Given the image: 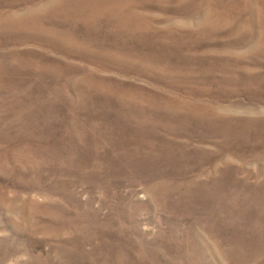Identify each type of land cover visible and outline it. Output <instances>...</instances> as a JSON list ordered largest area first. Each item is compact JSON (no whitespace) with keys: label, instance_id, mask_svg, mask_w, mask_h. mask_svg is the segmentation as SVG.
I'll use <instances>...</instances> for the list:
<instances>
[{"label":"rangeland","instance_id":"374dc122","mask_svg":"<svg viewBox=\"0 0 264 264\" xmlns=\"http://www.w3.org/2000/svg\"><path fill=\"white\" fill-rule=\"evenodd\" d=\"M0 264H264V0H0Z\"/></svg>","mask_w":264,"mask_h":264}]
</instances>
